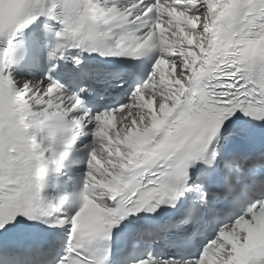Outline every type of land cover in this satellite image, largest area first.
Instances as JSON below:
<instances>
[{
    "label": "snow or ice",
    "instance_id": "snow-or-ice-1",
    "mask_svg": "<svg viewBox=\"0 0 264 264\" xmlns=\"http://www.w3.org/2000/svg\"><path fill=\"white\" fill-rule=\"evenodd\" d=\"M42 17V32L54 37L47 73L18 81L13 65L27 58L18 36ZM131 24L140 28L118 34ZM70 50L158 55L127 103L93 114L86 89L70 92L57 78ZM72 60L78 71L82 60ZM253 122L264 125V0H0V235L67 225L55 264H109L115 228L141 212L176 208L187 193L194 198L174 226L183 239L215 235L193 258L149 251L133 264H264V199L241 212L236 197L243 180L264 196V127L261 146L234 151L223 160L226 175L216 176L225 144L255 139ZM89 135L78 207L57 216L41 196L46 177ZM206 184L218 188L212 199ZM221 215L232 218L215 225Z\"/></svg>",
    "mask_w": 264,
    "mask_h": 264
},
{
    "label": "bare ground",
    "instance_id": "bare-ground-1",
    "mask_svg": "<svg viewBox=\"0 0 264 264\" xmlns=\"http://www.w3.org/2000/svg\"><path fill=\"white\" fill-rule=\"evenodd\" d=\"M120 34L122 33V31L120 29L117 30Z\"/></svg>",
    "mask_w": 264,
    "mask_h": 264
}]
</instances>
